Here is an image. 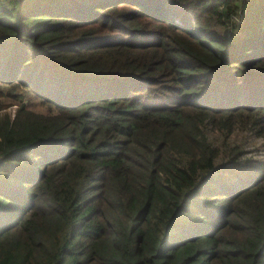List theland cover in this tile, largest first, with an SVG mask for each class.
<instances>
[{"label": "trees", "instance_id": "1", "mask_svg": "<svg viewBox=\"0 0 264 264\" xmlns=\"http://www.w3.org/2000/svg\"><path fill=\"white\" fill-rule=\"evenodd\" d=\"M236 1L0 0V83L47 111L0 113V264H264V158L204 131L264 139Z\"/></svg>", "mask_w": 264, "mask_h": 264}, {"label": "rangeland", "instance_id": "2", "mask_svg": "<svg viewBox=\"0 0 264 264\" xmlns=\"http://www.w3.org/2000/svg\"><path fill=\"white\" fill-rule=\"evenodd\" d=\"M247 1L248 0L236 1L238 7L233 21L237 24L242 23L241 11ZM223 27L224 28L215 27V29L218 31L220 29L224 34H230L231 27ZM10 92L13 94H10ZM21 104L31 106L30 108L36 112H47L45 105L30 93L25 92L24 89L20 87L12 89L7 85L0 83V113L9 112L12 115ZM204 131L208 136V139L211 140L221 151L225 146L243 149L244 153L241 155V159H248L247 162L249 161L251 163L261 161L264 158V139L257 138L253 133L249 132L247 128L236 126L231 134H227L226 131H219L216 127L212 126H207Z\"/></svg>", "mask_w": 264, "mask_h": 264}]
</instances>
